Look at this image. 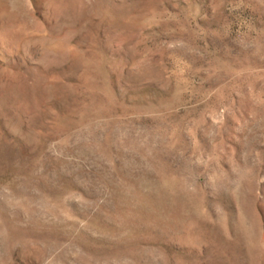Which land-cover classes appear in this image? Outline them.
<instances>
[{
	"label": "rangeland",
	"instance_id": "1",
	"mask_svg": "<svg viewBox=\"0 0 264 264\" xmlns=\"http://www.w3.org/2000/svg\"><path fill=\"white\" fill-rule=\"evenodd\" d=\"M0 264H264V0H0Z\"/></svg>",
	"mask_w": 264,
	"mask_h": 264
}]
</instances>
